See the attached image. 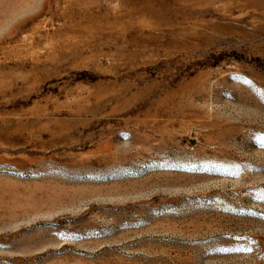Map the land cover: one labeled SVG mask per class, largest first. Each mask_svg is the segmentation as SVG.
Returning <instances> with one entry per match:
<instances>
[{"label": "rangeland", "instance_id": "obj_1", "mask_svg": "<svg viewBox=\"0 0 264 264\" xmlns=\"http://www.w3.org/2000/svg\"><path fill=\"white\" fill-rule=\"evenodd\" d=\"M0 264H264V0H0Z\"/></svg>", "mask_w": 264, "mask_h": 264}]
</instances>
